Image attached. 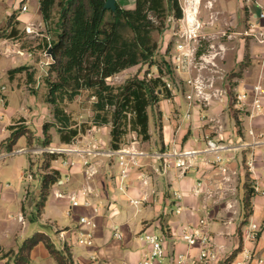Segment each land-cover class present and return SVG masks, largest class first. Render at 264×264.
<instances>
[{
	"label": "crops",
	"instance_id": "1",
	"mask_svg": "<svg viewBox=\"0 0 264 264\" xmlns=\"http://www.w3.org/2000/svg\"><path fill=\"white\" fill-rule=\"evenodd\" d=\"M116 1L121 6L122 0ZM214 1L220 6L219 17L225 21L250 18L257 10L255 2L264 3V0H241L239 9L230 0ZM12 15L20 22L21 30L30 25L43 24L39 0H0V27ZM237 42L236 49L229 53L225 64V68L230 71L236 65L241 69L245 54V46L240 41ZM7 45L15 47L17 55L21 57L18 60L15 57L8 59L10 70L21 66L30 67V71L37 68L34 55L36 52L41 53L35 48L38 42L31 46L35 50H29L31 48L21 47L19 41H0L1 49ZM249 48L248 71L235 75V84L228 82L234 92L249 90L262 77L264 46L252 41ZM231 53H236V61H230ZM43 66L44 63H40V67ZM0 72L4 75L3 70L0 69ZM37 75L36 73L34 78L36 81L39 80ZM9 79L22 92L26 104L22 108L24 115L14 116L15 111L11 109L5 92L1 91L2 87L6 89L7 86L0 87V95L3 94L5 98L0 106L7 108L9 112L8 123L0 128V133L9 132V138V127L24 119L23 124L30 129L35 128L39 134L42 119L53 117L51 110L31 92L33 84L28 83L26 74H17ZM35 90L37 91L36 87ZM187 110L183 95L162 101L159 126L153 123L152 114L150 117V140L143 142L136 139L125 143L116 151L110 148V129L105 126L94 127L73 146L61 144L59 140L60 148L71 147L74 150L52 163V168L61 173V181L52 186L37 223L27 221L23 205L25 199L20 197L23 189L12 191V184L4 185L0 182V264H13L12 259L5 255L9 251H18L23 242L36 232L47 234L57 250L64 252L68 248L73 264H142L149 252V247L139 239L140 233L145 229L165 237L166 256L158 264H170L174 252H188L190 258L198 254L201 247L188 249L181 240L180 230L184 225L198 226L201 219L207 220V230L215 238L221 252L219 264H227L229 260L232 263L238 253L237 249L245 244L243 232L250 222L257 223L261 227V233L256 243L248 242L247 246L264 258V196L254 194L252 190L255 183L264 190V116L251 118L249 110L243 108L237 114L242 125V130H238L235 119L230 118V112L222 106L204 108L200 112L195 109L192 120L184 117ZM201 112L214 115L217 121L222 120L223 123L209 125L200 121ZM3 120L4 116H1L0 121ZM251 130L254 135L250 134ZM206 137L221 140L226 145L224 158L227 161L229 172L226 176L230 177L229 182H224V175L212 165L214 155L205 151ZM6 139L0 140V161L5 158L3 153L12 156L14 152L13 150L10 155L2 146ZM174 148L183 152L196 151L192 158L193 166L186 170L175 167L164 169L163 160L158 155ZM19 150L26 151L25 148L16 151ZM251 157L256 160L255 175L250 174L246 166ZM63 161L73 162L74 165L67 166ZM86 161L96 170L91 177L85 173ZM124 169L128 170V177L125 179L121 177ZM122 182L127 184L126 192L119 189ZM199 183L202 184L200 188ZM86 189L90 193L85 196L83 192ZM248 189L252 195L247 208L245 199ZM177 194L182 198L177 199ZM72 196L79 200V206L71 205ZM133 201H138L139 204H133ZM229 204H233L232 209L228 208ZM178 208H181L179 213ZM61 210L72 224L59 222L51 215L54 211L59 213ZM83 217L91 220L94 227L82 224ZM45 227L53 229L55 235L52 237ZM114 227H118L121 239L115 238ZM88 234L93 235V245L80 244V237ZM79 246L83 253L76 254L75 248ZM29 264L57 263L45 245L39 244L31 252Z\"/></svg>",
	"mask_w": 264,
	"mask_h": 264
},
{
	"label": "trees",
	"instance_id": "2",
	"mask_svg": "<svg viewBox=\"0 0 264 264\" xmlns=\"http://www.w3.org/2000/svg\"><path fill=\"white\" fill-rule=\"evenodd\" d=\"M40 11L45 25V35L38 42L36 50L46 53L52 48L55 63L48 66L46 77L42 78L45 91L30 90L41 102L53 107L54 121L43 126L44 147L52 144L50 129L56 128L61 144L70 145L86 127H78L67 114L62 104L71 102L82 91L91 92L95 101L92 105L93 125H110L112 150H120L126 143L129 132H134L143 141H149L151 109L171 98L166 81H174L172 57L168 55L162 64L154 63L158 52V42L154 35L162 34L169 18L180 20L182 10L179 0H134V7L123 8L117 4L116 11L104 9L106 0H39ZM20 22L12 15L0 29L1 40H19L22 35ZM24 48L27 45L24 44ZM28 48H31L28 47ZM31 48L29 50H35ZM165 58V57H164ZM158 67L159 76L140 77V71L126 80L123 85L114 86L108 79L137 66ZM21 66L8 72L9 78L27 72L28 83L39 84L35 71ZM160 113V111H158ZM20 119L10 126L11 135L3 143L5 150L13 152L22 137L29 146L33 144V131ZM61 154L50 153L42 176L37 216L50 195L53 185L61 179V173L52 168L51 162ZM251 191L248 190L245 206L248 208ZM39 244H44L57 264H73L70 250L56 249L50 237L36 232L27 238L18 251H9L5 257L13 264H29L31 252ZM234 256V255H233ZM230 264V260L227 262Z\"/></svg>",
	"mask_w": 264,
	"mask_h": 264
},
{
	"label": "rangeland",
	"instance_id": "3",
	"mask_svg": "<svg viewBox=\"0 0 264 264\" xmlns=\"http://www.w3.org/2000/svg\"><path fill=\"white\" fill-rule=\"evenodd\" d=\"M191 2H194V0H179V4L182 10V18L184 16V11L187 8H190V6L195 7L197 6V17L198 20L202 23V28H201V35L205 36V38H202L201 45L199 47V54L201 55L202 53H207L209 51H212L213 55L220 53L218 58H216V63L219 65V69H217L216 73L210 72L211 70H205L201 72L202 77L205 80H211L214 78L216 81L217 87H222L225 84H235V81H233V78L235 75H237L239 72L243 73L245 71H248V60L247 56H249L250 52V43L253 41L250 38L244 37L242 33L247 29L248 27V21L251 18H247L244 20H241V17L239 19L233 20V21H225L221 19L218 15L219 13V5L215 3L214 0L208 1L207 0H196V4L189 5ZM232 4L236 5L239 9H241V0H230ZM134 0H122L120 2L121 6L123 8H128L131 9L134 7ZM200 3V4H199ZM191 7V8H192ZM176 19L174 18H169L166 21L165 28L163 33L157 34L155 33L154 38L158 42V52L153 60L154 63H161L163 66V69L167 71L165 65L162 63V60H167L169 57H172L175 53V43H176V38L173 36L174 33V28L176 27L177 24ZM233 22V23H232ZM6 25V23H5ZM5 25L1 26L0 29H2ZM20 31H22L21 38L19 41L21 42V47H24V44L27 45V48L32 46L33 44L35 45L36 42H40L43 36L45 35V25L44 23L41 26H35V25H30L29 28H31L32 33L28 34L25 30H21L20 27H18ZM227 32L230 38L223 36V33ZM242 40V41H241ZM11 41V40H9ZM237 41H240L243 43L245 46V54L243 57V62L241 63V69H238V66L236 65V68H232V71L228 70L225 68L226 60L228 58V55L230 52L233 53V51L236 49L237 46ZM251 41V42H250ZM233 42V43H232ZM255 42V41H253ZM257 43V42H256ZM11 46V43H9ZM224 47L225 52L221 53L222 51L220 50L221 47ZM28 50V49H27ZM17 49L15 47H7L1 49L0 47V69L3 70L4 75L0 72V87L2 86H7V88L2 91L5 92V95L7 96V99L10 102L11 109L15 111L14 116H23V111L22 108L25 107L26 101L24 97L22 96V92L19 91L15 86L16 84H12L10 79H9V70L10 65L8 63V59L15 57L17 60L21 57L20 55H17L18 53L16 52ZM34 55L35 61H36V69L33 71H36L38 78H39V84L32 85V87H36L37 91L41 93L42 91H45V86L42 83V78L46 77L47 75V70L48 66L46 63L48 62L46 53H40ZM231 53V58L230 61L235 60L236 61V53L233 55ZM233 56V57H232ZM165 57V58H164ZM222 57V58H221ZM4 58V59H1ZM40 63H44L43 68L40 67ZM19 64V63H18ZM174 65V63H173ZM174 67V66H173ZM140 71V77H144V75H147L148 78H155L159 76V71L158 67L155 64V66H150V65H144L142 67L137 66L130 68L124 72H121L117 74L116 76L108 79V83L114 86H120L123 85L127 79L135 76L137 73ZM219 70V71H218ZM24 74H27V72H23ZM174 74V81L173 84L177 86V81H182L184 78H186L189 74L188 73H179L176 70L173 72ZM188 74V75H187ZM262 79H264V70L261 75ZM219 77H223L224 79L222 80ZM264 81V80H263ZM187 88L183 83L180 84L179 87V92H177L175 95L171 93V99H175L178 95H183ZM3 95V94H1ZM0 95V96H1ZM185 98V96H184ZM167 100V99H166ZM95 101V98L92 96L91 92L89 91H82L79 96H77L73 101L71 102H64L62 104V107L66 110L67 114L71 116L72 121L77 123L78 127H86V131L83 134H80L78 137H76L73 142L68 145V146H73V144H77V140L81 138L83 135H87L90 130H92L94 127L93 125V116L94 113L92 111V105L93 102ZM186 103L187 100L185 99ZM250 103L247 102V105L243 106L246 110H250ZM46 106V105H45ZM220 106V105H219ZM48 109L53 110V107L51 105H47ZM216 105L209 106V107H204L205 109L209 108H215ZM159 108L160 105L154 107V109H151L150 113L154 117L153 123L155 126H159L158 120H159ZM188 108V104H187ZM203 108V109H204ZM0 117L4 116V120L0 121V128L4 127L8 123V117H9V112L8 109L5 107L0 106ZM224 110H226L224 108ZM242 110V109H241ZM242 112V111H241ZM45 113V112H44ZM46 114V113H45ZM230 114V113H229ZM238 112L234 114H230V118H234L236 122V127L238 130H242V125H240L241 121L238 120ZM47 115H49V111L47 112ZM53 115V113H52ZM185 115V114H184ZM227 115V114H226ZM237 115V116H236ZM210 116V115H209ZM262 116V115H261ZM211 118L215 119L214 115L210 116ZM54 121V116L48 118L42 119L41 123L42 128L41 131H39V134L35 131V128H32L31 130L33 131V134L35 136L33 144L29 146L26 138H21L16 147L14 148V152L12 156H8L7 153H3L5 158L0 161V182L4 185L6 184H12L13 190H17L19 188L23 189V194H21V199L24 198V207H25V215L27 218L28 223H37L38 216H37V204L39 202V197H40V185H41V178L43 175H45L48 170L45 169V164L48 162V155L50 153L54 154H61L56 160L60 159L61 157L66 156L68 153H70V150H74L73 148H60L59 144V135L57 134V129L56 128H51L50 129V135L52 136V144L49 147H44L43 142L45 141V137L43 135V126L46 123H51ZM214 123H218V125H221L223 123L222 120H215ZM105 127H108L111 131L110 125H107ZM219 127V126H218ZM239 132V131H238ZM9 136V132H4L0 133V140H4ZM141 140L136 133L134 132H129L126 136V143L134 140ZM20 148H25L24 153L25 155H16L15 152H17V149ZM59 150H63L64 152H59ZM66 150V151H65ZM18 153V152H17ZM11 154V153H10ZM3 156V157H4ZM30 160V164H29ZM54 160V161H56ZM51 162L52 163L54 162ZM65 162V161H63ZM68 162V161H67ZM64 164V163H63ZM23 175V177H22ZM26 175V176H25ZM31 178H30V176ZM61 181V179L56 183L58 184ZM250 190V189H248ZM51 200V199H50ZM21 205V204H20ZM55 219H57L59 222L62 223H67V224H72V222L66 218L64 211L61 210L59 213L57 211H54L51 214ZM47 229V232L51 234L53 237L55 235V232L53 229L49 227H45ZM75 252L77 253H83L82 247H77L75 248Z\"/></svg>",
	"mask_w": 264,
	"mask_h": 264
},
{
	"label": "built area",
	"instance_id": "4",
	"mask_svg": "<svg viewBox=\"0 0 264 264\" xmlns=\"http://www.w3.org/2000/svg\"><path fill=\"white\" fill-rule=\"evenodd\" d=\"M195 6L196 0L191 2L189 5ZM256 13L253 14L248 21L247 29L242 33L244 37L250 38L260 45L264 46V3L255 2ZM185 9L184 16L177 21L176 27L174 28L173 36L176 38L175 43V53L172 55V61L174 63V70L179 73H188L187 77L182 81H177V86L171 81H166V88L171 91L172 95L179 92L180 84L183 83L187 90L184 93L185 99L187 100L188 110L185 112L184 117L187 120H192L195 109L199 112L204 107L209 106H222V108L227 109L230 114L236 112L241 113L243 106L250 103V117L255 118L257 116H264V81L262 78L255 83L249 90L241 92L232 91L228 84L223 85L221 88L217 87L216 81L213 79L205 80L201 72L205 70H211L210 72L216 73L219 69V65L216 63V58L220 55L212 53V51L207 50V53L199 54V47L201 45L202 38L205 36L201 35L202 23L198 20L197 13L195 14L194 8ZM26 7L23 8V11ZM26 32L28 34L32 33L31 28H27ZM223 36L228 38L227 32L223 33ZM221 53L225 52L224 47L220 48ZM222 58V57H221ZM216 59V60H215ZM219 71V70H218ZM222 80L223 77H219ZM5 88L2 87V91ZM0 102L4 103L5 98L1 95ZM199 115L200 121H205L207 124L212 125L216 119L211 118L208 114L201 112ZM251 135H254L253 130L250 131ZM206 149L205 151L214 155V161L212 165L217 168L221 175H224V182H229L230 177H227L228 168L226 160L224 158V152L227 150L226 145L221 140L213 139L212 137L205 138ZM66 151V150H65ZM18 153L24 152L23 150L17 151ZM59 152H64L59 150ZM115 153V152H114ZM12 155V153L10 154ZM196 155V151H178L177 149H171L169 151H164L158 155V158L163 160V168L169 169L175 167L181 170H186L193 166L192 158ZM67 166H73V162H64ZM137 165V163H134ZM86 166L85 173L91 177L96 173L94 167L86 161L84 162ZM247 170L250 174H256V160L251 157L247 163ZM128 170L124 169L122 171V178L128 177ZM26 176V175H25ZM30 176V175H29ZM31 178V176H30ZM257 180V179H256ZM202 186L201 183L198 184V188ZM119 189L122 192H126L127 184L120 183ZM252 190L254 194H260L264 196V190H261L257 183L252 185ZM89 189L84 190L83 195H87ZM182 196L177 194V199H181ZM70 203L73 207L79 206L80 202L75 197H70ZM87 204V202H86ZM133 204H139L138 201H133ZM233 204H229L228 208L232 209ZM181 208L177 209V212ZM21 221L23 218L21 217ZM81 223L88 226L94 227L91 220L83 217L81 218ZM114 236L117 239H121L122 235L118 227H114ZM261 233V227L255 223L250 222L243 232L244 246L237 249L234 260L230 264H264V258L258 256L254 250L247 246V243H256ZM181 240L189 248L200 246L201 249L198 254L192 258L189 257L187 253L174 252L171 258L170 264H219L220 263V250L215 242V238L207 230V220L201 219L198 226L184 225L180 230ZM139 239L142 243L149 247V252L145 256L142 264H158L159 260L166 256L165 248V237L156 232L150 231L148 229L143 230ZM79 243L85 246H92L94 243L93 235H82L79 239ZM239 259V260H238Z\"/></svg>",
	"mask_w": 264,
	"mask_h": 264
},
{
	"label": "water",
	"instance_id": "5",
	"mask_svg": "<svg viewBox=\"0 0 264 264\" xmlns=\"http://www.w3.org/2000/svg\"><path fill=\"white\" fill-rule=\"evenodd\" d=\"M105 10L109 11H116L117 9V1L116 0H106L105 5H104ZM46 56L48 59V62L46 63L47 66H51L55 63V56L53 54L52 48H49L48 51L46 52Z\"/></svg>",
	"mask_w": 264,
	"mask_h": 264
},
{
	"label": "bare ground",
	"instance_id": "6",
	"mask_svg": "<svg viewBox=\"0 0 264 264\" xmlns=\"http://www.w3.org/2000/svg\"><path fill=\"white\" fill-rule=\"evenodd\" d=\"M197 9H198L197 6H195V8H194L195 14L198 13Z\"/></svg>",
	"mask_w": 264,
	"mask_h": 264
}]
</instances>
